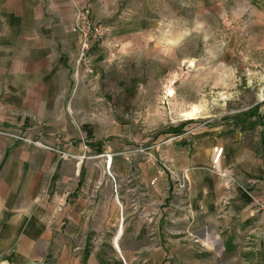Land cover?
I'll list each match as a JSON object with an SVG mask.
<instances>
[{
	"label": "rangeland",
	"instance_id": "374dc122",
	"mask_svg": "<svg viewBox=\"0 0 264 264\" xmlns=\"http://www.w3.org/2000/svg\"><path fill=\"white\" fill-rule=\"evenodd\" d=\"M75 2L60 31L70 37L67 48L42 62L55 64L57 86L49 96L44 90L39 116L0 129L26 131L40 150L53 148L57 174L61 161L69 166L72 178L55 188L44 182L43 194L61 197L79 182V207L96 224L76 233L80 264H123L113 246L120 227L127 264H264L263 129L249 116L258 104L264 109V0ZM77 10L102 30L80 61L71 30ZM194 105L198 119L180 116ZM178 158L188 169L176 167ZM193 160L221 199L215 217H201L199 226L164 198L188 192ZM152 191L160 198L154 209ZM228 199L231 206L223 204ZM43 264H61V257L46 255Z\"/></svg>",
	"mask_w": 264,
	"mask_h": 264
},
{
	"label": "crops",
	"instance_id": "0c3cea01",
	"mask_svg": "<svg viewBox=\"0 0 264 264\" xmlns=\"http://www.w3.org/2000/svg\"><path fill=\"white\" fill-rule=\"evenodd\" d=\"M75 1L0 0V127L20 128L32 116H39L36 110L46 97L44 90H49V96L57 86L55 64L42 62L55 60L57 52L67 48L65 40L70 37L60 31L70 22ZM219 161H212L217 171ZM174 163L181 170L190 166L186 158ZM191 165L188 192L164 198L170 207L199 226L201 217H215L210 213L221 199L216 182L196 174L195 160ZM60 170L61 175L57 174L58 160L49 159L48 151L40 150L38 145L0 138V264H43L49 254L56 260L61 257V264H80L76 233L95 230V215L88 207H79V182L70 194H43L44 182L53 188L72 178L69 166L62 161ZM118 201L116 204L122 207ZM229 201L223 204L231 206ZM148 202V207L154 209L160 198L152 191ZM204 244L211 249L215 240L207 235ZM65 257L69 262L66 259L63 263Z\"/></svg>",
	"mask_w": 264,
	"mask_h": 264
},
{
	"label": "built area",
	"instance_id": "2783aa9c",
	"mask_svg": "<svg viewBox=\"0 0 264 264\" xmlns=\"http://www.w3.org/2000/svg\"><path fill=\"white\" fill-rule=\"evenodd\" d=\"M76 16L74 17L72 27L71 30L73 33L77 34L79 36V48H78V57H79V61L82 60L85 56V54L88 52L90 46L93 43L98 42V40L100 39V37L102 36V30L100 29V27H90V24L86 21V13H84V11L81 10H77ZM80 24H84L83 26H80ZM27 132L26 131H21V130H7V129H0V137H3L4 139H10L13 141H18L20 143L23 144H29V145H38V146H42L40 143L38 142H34L31 141L28 137H27ZM44 148L48 151H55L53 148L51 147H46L44 146ZM85 150H87V147L84 146ZM214 153L215 149H214ZM221 153V150L219 149L216 153V157H218ZM67 158L69 156H66ZM62 158H65V155L62 156ZM71 159H75L78 160L77 156H70ZM179 189H184L186 187V179L185 177L182 175V179L180 180L179 184Z\"/></svg>",
	"mask_w": 264,
	"mask_h": 264
},
{
	"label": "bare ground",
	"instance_id": "6f19581e",
	"mask_svg": "<svg viewBox=\"0 0 264 264\" xmlns=\"http://www.w3.org/2000/svg\"><path fill=\"white\" fill-rule=\"evenodd\" d=\"M167 91H169V94H168L169 96H171L172 94H174L171 89H169ZM200 115H201V109H200V107H198L196 105L191 106L189 110L184 111V112H182L180 114V116L183 117L185 120H196V119H198L200 117ZM109 165H110V163H109ZM118 204H120L119 201H118ZM122 220H123V218H122ZM118 231L119 232H118L117 236L115 237V239L113 241V246L116 249V251L118 253V256L121 258L123 264H127L126 263V260L124 259L123 255L121 253V250L119 249V246H118V239H119L121 233L123 232L122 231V228L120 227Z\"/></svg>",
	"mask_w": 264,
	"mask_h": 264
},
{
	"label": "trees",
	"instance_id": "16d2710c",
	"mask_svg": "<svg viewBox=\"0 0 264 264\" xmlns=\"http://www.w3.org/2000/svg\"><path fill=\"white\" fill-rule=\"evenodd\" d=\"M264 105V102H263ZM259 107H261L259 104L250 112L249 116H255L257 118H259V120L262 123V134H261V138H260V144H261V151L262 154L264 155V109L262 112L259 111ZM264 180V177H263Z\"/></svg>",
	"mask_w": 264,
	"mask_h": 264
}]
</instances>
